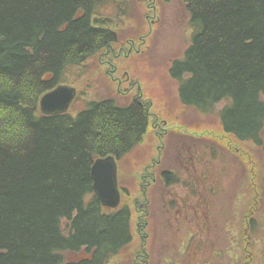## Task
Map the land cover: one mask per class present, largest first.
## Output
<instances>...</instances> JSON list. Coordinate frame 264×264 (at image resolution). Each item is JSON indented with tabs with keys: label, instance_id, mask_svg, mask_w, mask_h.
<instances>
[{
	"label": "trees",
	"instance_id": "trees-1",
	"mask_svg": "<svg viewBox=\"0 0 264 264\" xmlns=\"http://www.w3.org/2000/svg\"><path fill=\"white\" fill-rule=\"evenodd\" d=\"M111 1L0 0V264H108L132 243L130 205L103 207L91 166L134 151L147 111L113 97L77 116L39 104L117 41L100 14ZM183 1L191 44L169 68L181 104L209 113L225 100L223 131L264 150V0Z\"/></svg>",
	"mask_w": 264,
	"mask_h": 264
},
{
	"label": "rangeland",
	"instance_id": "rangeland-1",
	"mask_svg": "<svg viewBox=\"0 0 264 264\" xmlns=\"http://www.w3.org/2000/svg\"><path fill=\"white\" fill-rule=\"evenodd\" d=\"M100 14L118 39L69 69L66 83L78 94L67 113L110 97L123 106L136 99L150 110L151 127L161 126L117 161L133 240L108 264H264V150L223 131L225 100L209 113L185 108L169 76L191 44L184 1L117 0ZM162 170L178 183L165 186Z\"/></svg>",
	"mask_w": 264,
	"mask_h": 264
},
{
	"label": "water",
	"instance_id": "water-1",
	"mask_svg": "<svg viewBox=\"0 0 264 264\" xmlns=\"http://www.w3.org/2000/svg\"><path fill=\"white\" fill-rule=\"evenodd\" d=\"M76 93L77 91L68 85L46 92L40 101L42 114L46 116L66 114ZM117 161L116 156L109 155L96 159L92 166L94 193L105 208L118 207L122 201Z\"/></svg>",
	"mask_w": 264,
	"mask_h": 264
},
{
	"label": "bare ground",
	"instance_id": "bare-ground-1",
	"mask_svg": "<svg viewBox=\"0 0 264 264\" xmlns=\"http://www.w3.org/2000/svg\"><path fill=\"white\" fill-rule=\"evenodd\" d=\"M73 69H75L74 67H72ZM72 68H69V69H72ZM69 72V71H68ZM68 72H66L65 74H66V76L68 75ZM62 85H64V86H66V85H68L67 83L66 84H61V85H58V86H56L55 88H57V87H59V86H62ZM69 86V85H68ZM71 87V86H70ZM75 89V88H74ZM54 90V89H53ZM76 90V89H75ZM77 94H78V91H77V93H76V97L74 98V100L71 102L72 104L71 105H73V103H75L74 101L76 100V98H77ZM44 97V96H43ZM42 97V98H43ZM41 98V99H42ZM41 99H40V101H41ZM224 101V100H223ZM264 101V100H263ZM220 103H222V101H220V102H218V103H216V104H214L212 107H214V109L216 110V106L217 105H219ZM39 104H40V102H39ZM120 107L123 105V104H119V103H117ZM124 106H127V105H124ZM40 111H41V104H40ZM42 113V112H41ZM150 127H151V125L146 129V130H144V132H145V134H147V133H149L148 131H149V129H150ZM151 129L152 130H156V131H158V130H160L161 129V126L160 125H158V124H155L154 126H152L151 127ZM93 164H94V162L92 163V166H93ZM91 166V167H92ZM92 170V169H91ZM169 172V174H168V176H165L164 177V179L165 180H169V178L170 177H172L171 176V173L172 174H174L175 175V173L173 172V171H168ZM121 206V204H119V206L118 207H115V208H106V209H108V210H110L109 212H115L116 210H118L119 209V207Z\"/></svg>",
	"mask_w": 264,
	"mask_h": 264
},
{
	"label": "flooded vegetation",
	"instance_id": "flooded-vegetation-1",
	"mask_svg": "<svg viewBox=\"0 0 264 264\" xmlns=\"http://www.w3.org/2000/svg\"><path fill=\"white\" fill-rule=\"evenodd\" d=\"M135 100H136V99H135ZM136 101H137V100H136ZM147 104H148L149 107L151 106V103L147 102ZM141 105H142V104H141ZM149 107H147V110H148ZM149 111H150V110H148L149 121H150L151 114H150ZM150 124H151V121H150ZM150 124H149V125H150ZM182 136H184V137H186V138L188 139V137H187L186 135H182ZM176 143H177V145H178L179 148H180V147L183 148V147H185V146H188V147L190 146V145H189L190 143L188 144L187 142L183 143V145H181L179 142H176ZM178 147H177L176 149H178ZM161 148H163V145H160V149H161ZM163 151H164V150H163ZM163 151L161 152L162 154H163ZM179 151H180V149L178 150V152H179ZM182 162H183V161H182ZM182 162H181V163H182ZM160 163H161V162H160ZM189 163H190V162H189ZM168 171H169V170H168ZM168 171H165V170H162V172L160 171V172H161L160 175H162V180L165 181L164 177H165V176H168V174H169ZM164 181H163V182H164ZM164 184H165V183H164ZM175 184H177V183H175ZM171 185H172V184H171ZM165 186H167V185H165ZM194 190H196V189H194Z\"/></svg>",
	"mask_w": 264,
	"mask_h": 264
}]
</instances>
